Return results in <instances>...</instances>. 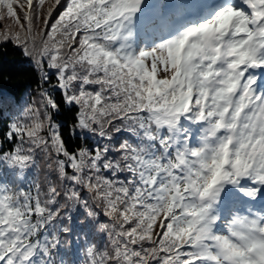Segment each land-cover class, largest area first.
Returning a JSON list of instances; mask_svg holds the SVG:
<instances>
[{
    "label": "snow or ice",
    "instance_id": "obj_1",
    "mask_svg": "<svg viewBox=\"0 0 264 264\" xmlns=\"http://www.w3.org/2000/svg\"><path fill=\"white\" fill-rule=\"evenodd\" d=\"M5 19L39 89L0 121V264H264V0H0ZM41 157L55 182L16 187Z\"/></svg>",
    "mask_w": 264,
    "mask_h": 264
},
{
    "label": "trees",
    "instance_id": "obj_2",
    "mask_svg": "<svg viewBox=\"0 0 264 264\" xmlns=\"http://www.w3.org/2000/svg\"><path fill=\"white\" fill-rule=\"evenodd\" d=\"M12 23L11 20L5 19L0 21V31H3L6 26ZM2 51H0V111L3 112V116L0 117V121L7 120L9 118L15 119L16 115L23 116L24 109L32 99L36 98V93L39 89V74L34 69L31 62H29L18 49L13 48L11 45H3ZM7 101H14V104H9ZM2 127V123H0ZM67 135V130H65ZM127 138V134H121L120 139ZM71 144H84L85 141L80 139L77 141L75 137L70 141ZM97 143H103L96 137L88 139L87 144L89 146ZM4 178L11 180V176L8 175L7 170H4ZM50 179L53 176L47 169L46 158L41 157L38 166L33 168L26 174L23 181H16V187L39 183L41 188L46 187ZM53 182L55 180L53 179ZM97 246L106 244V241H96ZM71 259V257H69ZM80 264H84L83 251L80 253Z\"/></svg>",
    "mask_w": 264,
    "mask_h": 264
}]
</instances>
